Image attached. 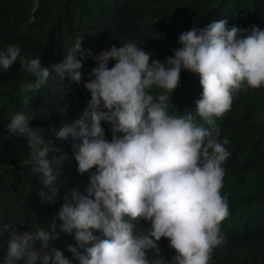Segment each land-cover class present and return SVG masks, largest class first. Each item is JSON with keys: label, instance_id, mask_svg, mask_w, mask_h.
Masks as SVG:
<instances>
[{"label": "clouds", "instance_id": "obj_1", "mask_svg": "<svg viewBox=\"0 0 264 264\" xmlns=\"http://www.w3.org/2000/svg\"><path fill=\"white\" fill-rule=\"evenodd\" d=\"M79 1L78 9L67 11L47 0L32 6L29 0H0L3 27L38 29L40 43L54 38L64 53L56 64H43L39 56L20 64L22 50L12 43L0 49V71L23 66L35 77L23 85L27 91L40 89L55 72L57 80L67 78L89 97L77 118L58 129L30 127L34 117L26 111L8 119V135L26 140L42 204L56 207L60 195L53 186L66 156L57 145H71L77 174L88 173V181L83 193L68 192L50 226L17 231L13 223L0 225L8 233L0 264H163L157 244L162 237L175 253L170 264H212L214 254L220 258L228 250L227 232L220 230L231 215L225 184L249 182L228 163L226 136L234 144L243 136L238 118L230 115L236 96L264 93V28L220 19L180 33V47L163 60L131 39L93 57L91 50L116 24L117 9L103 0ZM109 12L115 22L94 35L92 22ZM86 58L94 64L88 75L82 73ZM183 75L196 84L187 107L170 95ZM67 111L60 109L61 116ZM255 141L252 160L259 162L264 142ZM68 235L74 244L64 247L71 258L57 250ZM243 255L264 257V243L242 245Z\"/></svg>", "mask_w": 264, "mask_h": 264}, {"label": "trees", "instance_id": "obj_2", "mask_svg": "<svg viewBox=\"0 0 264 264\" xmlns=\"http://www.w3.org/2000/svg\"><path fill=\"white\" fill-rule=\"evenodd\" d=\"M47 1L58 10L70 11L80 6L79 0ZM103 2L117 9V24L108 32L99 47L91 50L95 51L93 57L102 52L100 50L102 47L131 39L148 48L152 57L163 60L172 55L174 49L180 47L178 43L180 33L192 27L202 29L210 22L220 19L227 20L229 26L246 28L255 25L264 28V0H103ZM32 4L33 0H29V5ZM114 17L113 12L99 14L92 22L94 35L99 36L113 24ZM12 43L19 44L22 50L20 64L28 60L24 57L36 56H39L43 64H56L64 54L61 43L54 38H44L40 43L38 29L20 28L14 31L0 24V49ZM82 63V73L90 74V70L94 68L92 59L86 58ZM9 70L0 71V225L13 223L17 231H24L27 228L50 226L52 218L59 211L60 202L68 192L72 190L84 192L88 173L77 174L70 144L57 145L66 156L57 185L53 186L60 195L56 207L42 204L38 196L41 186L37 176L30 171L26 140L16 135L9 136L5 125L11 114L19 110L26 111L34 117L29 122L30 127L58 129L77 118L89 97L82 87L71 85L67 78L61 82L57 80L56 73L52 74L50 71L46 84L36 91H27L23 85L35 77L23 66L20 70L10 66ZM195 88L193 79L183 75L180 88L176 87L170 95H179L180 106L187 107L192 102ZM65 107L68 111L62 117L60 109ZM230 115L238 118L243 136L235 144L226 136L230 150L228 163L234 165L236 177L242 176L249 182L243 186L231 181L225 184L224 191L230 197L227 202L231 215L227 220L225 218L220 222V230L224 234L227 232L228 250L220 258L214 254L212 264H264V257L242 256V245L255 239H260L264 243V160L259 162L252 160L256 137L264 142V93L259 90L239 93ZM48 135L50 133L46 132L45 137ZM132 223L135 224L136 221ZM140 225L148 227L143 221H140ZM94 235L101 234L97 232ZM7 239V231L0 228V255L3 254ZM70 243L74 244V241L72 236L68 235L61 237L60 244L57 245V250L69 258L71 253L65 251L64 246ZM157 244L163 264H170L175 253L169 248L167 239L162 237ZM239 247L241 251H237ZM235 252L241 255H235ZM73 264L78 262L73 260Z\"/></svg>", "mask_w": 264, "mask_h": 264}, {"label": "bare ground", "instance_id": "obj_3", "mask_svg": "<svg viewBox=\"0 0 264 264\" xmlns=\"http://www.w3.org/2000/svg\"><path fill=\"white\" fill-rule=\"evenodd\" d=\"M146 11H143V13H145ZM133 19H137V18H135V17H133ZM117 24V23H116ZM97 45H99V44H97ZM85 51H88L89 52V50H88V48H85L84 49ZM95 53V51L94 52H91V54H94ZM18 69V68H17ZM10 71V70H9ZM15 70H13V72H14ZM253 248H254V246H252ZM246 250H244V252H245ZM238 257V256H237ZM243 260H245V259H243Z\"/></svg>", "mask_w": 264, "mask_h": 264}]
</instances>
